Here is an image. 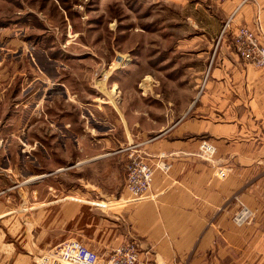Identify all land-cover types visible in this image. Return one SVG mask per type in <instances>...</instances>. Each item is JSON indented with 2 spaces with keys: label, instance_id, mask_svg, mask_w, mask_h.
I'll return each instance as SVG.
<instances>
[{
  "label": "crops",
  "instance_id": "0c3cea01",
  "mask_svg": "<svg viewBox=\"0 0 264 264\" xmlns=\"http://www.w3.org/2000/svg\"><path fill=\"white\" fill-rule=\"evenodd\" d=\"M224 3L236 24H256L263 38L264 0ZM183 31L150 42L141 81L132 66L89 77L108 58L98 43L77 41L85 49L41 50L51 74L28 69L26 86L2 83L0 225L25 219L40 251L68 238L98 239L109 250L132 243L136 264H264V233L248 227L245 235L227 205L233 193L248 207L259 201L264 154L254 144L264 138V67L241 63L231 29L214 49L206 26ZM148 70L157 73L153 82ZM201 141L215 146L216 163L229 172L224 181L198 155ZM131 149L152 165L139 200L124 188Z\"/></svg>",
  "mask_w": 264,
  "mask_h": 264
},
{
  "label": "rangeland",
  "instance_id": "374dc122",
  "mask_svg": "<svg viewBox=\"0 0 264 264\" xmlns=\"http://www.w3.org/2000/svg\"><path fill=\"white\" fill-rule=\"evenodd\" d=\"M231 11L226 9L224 0H0V75L14 73V78L11 80L0 79V89L7 84L12 88L19 82L26 86L27 81L23 83L22 78H26L28 69L34 74L41 75L38 68H42V71L46 68V73L51 74L54 71L53 67L44 64V56L41 52L46 46L51 45L53 49H61L60 56H63L67 49L71 51V47L75 51L85 49L78 42L92 44V41L99 44L95 50L106 56L108 63L100 71H92L89 77L97 80L105 71L132 66L133 71L136 69L140 74L141 81L143 54L149 49L150 42L166 40L178 34L182 36L185 33L183 30H187L189 25L199 24L210 29L209 34L214 49L217 37L224 35L229 29L232 30V36L234 29L242 25L234 22V14ZM255 25L248 27L256 31L260 37V31L255 29ZM69 32L70 35H67ZM66 35L69 39L67 43L64 41ZM262 37L264 38L263 33ZM263 38L260 39L261 42L264 41ZM110 45L115 51L120 52L121 55L117 54L119 58L112 57L113 50L110 49ZM233 50L235 52L234 48ZM149 72L152 74L150 78L153 82L157 73L154 70ZM21 73H24V76L19 75ZM7 77L12 76L7 75ZM35 85L39 86L40 82L35 81ZM138 86L140 88L142 85ZM204 142L211 145L213 150L211 154L203 156L204 149L200 148V143L198 155L211 164L213 176L224 181L229 172L215 159V146ZM255 146L261 155L264 154L262 136L259 143L254 144ZM130 153L139 154L143 158L141 153H135L131 149L127 154L126 164ZM18 154L17 152L15 157L22 156V153ZM144 160L147 161L145 157ZM259 163H261V179L257 188L259 191L257 204L248 207L241 201L238 193H233L227 200L229 207L233 204L228 220L237 226H247L245 235L250 230L248 227H259L264 233V159H260ZM218 169L225 172L223 178L217 177ZM249 182L250 180L246 185ZM19 220L20 224L17 221L14 222L15 224L5 221L3 226L0 225V264H34L40 255L50 249L38 250L37 245L33 244L26 220ZM2 232H4L3 241ZM86 233L93 237L89 230H86ZM78 241L85 243L101 257H106L113 249L104 248L102 241L98 239ZM122 244L124 243L119 245ZM29 245L33 248H27Z\"/></svg>",
  "mask_w": 264,
  "mask_h": 264
},
{
  "label": "built area",
  "instance_id": "2783aa9c",
  "mask_svg": "<svg viewBox=\"0 0 264 264\" xmlns=\"http://www.w3.org/2000/svg\"><path fill=\"white\" fill-rule=\"evenodd\" d=\"M231 41L243 65L255 68L264 67V43L260 41L256 31L245 25H239L234 29ZM200 148L204 149L203 156L205 157L213 150V147L204 141L201 142ZM160 168L166 170L167 166L162 163ZM125 169V189L130 199L139 200L146 197L151 182L152 165L139 154L130 153ZM224 176L225 172L218 169L217 177L223 178ZM137 260L138 252L132 243L119 245L113 248L106 257H101L78 240L68 238L40 255L34 264H136Z\"/></svg>",
  "mask_w": 264,
  "mask_h": 264
}]
</instances>
